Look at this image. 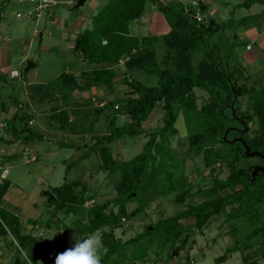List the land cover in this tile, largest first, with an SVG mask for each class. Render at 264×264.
I'll list each match as a JSON object with an SVG mask.
<instances>
[{"label": "trees", "instance_id": "obj_1", "mask_svg": "<svg viewBox=\"0 0 264 264\" xmlns=\"http://www.w3.org/2000/svg\"><path fill=\"white\" fill-rule=\"evenodd\" d=\"M147 3L154 5L162 14L168 30L159 35L132 36L128 25L144 14ZM254 3L263 4L264 0H246L237 7L248 8ZM186 6L182 3L163 5L158 0H106L91 17L90 28L77 34L72 45V52L93 66L81 71L77 77L73 74L60 76L65 99L73 91L91 88L103 87L112 92L117 76L114 67L123 61L122 83L129 91L126 98L107 103H123L128 122L117 126L115 120L110 119L108 133L102 136L93 134L90 137L93 144L78 159L81 161L96 152L99 164L95 172H119L115 195L102 203L93 201V205L85 209L86 201L94 200L95 196L90 185L80 178L64 180L61 185L52 187L47 195V206L52 211L46 225L60 222L61 218L57 217L60 213L63 218L74 216L73 225L84 236L98 231L108 249L102 264H134V257L126 260L127 248L154 236L161 238L164 244L170 245L171 251L178 254L185 249L190 237L189 233L183 234L182 220L192 219L194 227L202 231L212 218L222 213L225 216L223 222L229 224L235 239L230 251L256 246L258 255L264 258V172L253 176L248 167L240 164V160L245 158L242 143H229L233 139H241L251 152L264 155L263 81L254 80L247 84L248 77L238 67L233 54L238 45L230 42L224 34L230 23L219 25L211 17L206 18V23H197L191 10L185 12ZM199 6L202 13H207L205 2L199 0ZM250 18L234 21L236 27L244 25ZM77 79H80L79 83ZM195 89L206 92L209 97L200 107ZM244 97L247 106L241 111L237 102ZM158 104L164 113L162 126L145 132L147 141L139 154L127 161L115 158L109 144L124 137L141 135L144 132L142 123ZM104 110L105 107L101 106L93 111L94 119L87 130L91 131L94 120ZM179 113L183 116L188 135L185 157L201 155L210 178L205 200L196 204L185 202L190 183L181 174L175 176V170L182 169V161L176 159L169 147V139L176 134L175 122ZM53 115L59 119L60 129H74L68 125V112L60 111ZM253 120L257 121L258 130L252 137H248L247 131L227 130L234 123L243 129ZM84 130L80 132V138ZM22 132L24 136L16 138H22L25 143L43 139L29 127L25 126ZM225 132L226 140H223ZM59 146L80 147L71 142L60 143ZM69 168L67 166L66 170ZM224 168L226 176L220 178ZM8 188V179H0V203ZM170 195H173V204L183 206L181 211L158 219L127 240L122 241L115 236V230L122 228L124 221L143 214L150 203ZM131 203L136 207L128 210ZM37 222L29 221L32 225ZM4 225L15 236L20 249L25 250V256L17 258L14 264H37L52 250L44 239L23 232L18 216L0 206V235L3 236L7 234ZM67 231L68 227L63 226V233ZM224 258H216L215 262L220 263ZM241 264L259 263L244 260Z\"/></svg>", "mask_w": 264, "mask_h": 264}, {"label": "rangeland", "instance_id": "obj_2", "mask_svg": "<svg viewBox=\"0 0 264 264\" xmlns=\"http://www.w3.org/2000/svg\"><path fill=\"white\" fill-rule=\"evenodd\" d=\"M74 1H76L74 6L69 7L59 3L55 7L42 10L39 17L30 18L26 16V13L35 9L34 3L29 0H0V171H7L4 179L7 178L9 181V188L0 206L18 216L23 232L31 233L35 238H42L52 246V250L40 258L37 264H55L56 254L73 245L74 242L71 240L73 233L81 234L78 227L73 225L74 216L68 215L63 218L59 213L57 217L61 218L60 222H49V226L46 225L52 211V208L47 206V195L51 188L61 185L64 180L80 178L83 183L90 185L95 196L94 200L86 201V206L84 204V208L87 209L93 205V201L102 203L112 198L116 193L115 186L120 177L119 172L112 174L95 172L96 165L99 164V156L96 152L92 154V157L78 161L77 157L84 152L83 150L61 148L57 143L58 140H66V138L72 140V138L67 133L55 130L60 129L61 123L53 114L65 108L70 120L68 125L80 130L86 129L93 121V111L104 106L105 110L92 124V131L96 136L108 133L112 118L117 126L128 122L123 112V103L113 105L107 103L126 98L129 91L122 83L124 71L122 64H119L117 68L116 85L112 92L103 87L91 88L89 89L91 98L80 97L81 99L76 103L62 96L64 87L60 78L61 74L68 69L76 70L84 65L78 62V57L70 50L73 37L69 42L66 41L70 32L69 28L75 18L97 12L106 2V0H87L83 6L76 7L78 0ZM192 1L160 0L159 2L188 5ZM210 1V9L215 10L217 19L221 20L223 25L230 23L227 27L230 30L235 29V22L243 17H251L249 21L258 23L255 16L264 9V6L259 4H254L250 8L237 7L246 0ZM155 9L154 5L147 3L144 14H149V19L153 20L150 14L151 11L155 12ZM52 11L55 13V22L49 18L51 13L50 15L48 13ZM17 13H20L21 17H16ZM205 15L206 18H210L208 13ZM159 18L161 20L160 16ZM247 22L239 28L248 26ZM150 24L139 26V19H137L130 22L128 26L134 36H146L151 32ZM90 26L89 18L85 17V23L78 32ZM74 60H77L75 66ZM237 62L241 64V60ZM29 63L33 65L28 68ZM261 67L255 65L252 70L250 68L246 70L248 74L256 71L255 75L250 76L251 79L264 81V70H260ZM11 71H16L18 76L11 77ZM253 80H249L247 84L250 85ZM262 85L264 86V83ZM194 92L199 107L209 100L206 92L199 89H195ZM237 104L240 110L244 111L247 99L244 97ZM163 114L160 104L156 105L147 120L142 123L144 132L141 135L124 137L111 142L109 148L114 157L127 161L139 154L147 141L145 132L162 126ZM235 125L236 123L230 124L227 130L247 131L248 137H252L258 130L256 120L244 126L246 129H240ZM25 126L45 138L41 141L35 140L30 147L25 146L27 143L22 138H16L24 136L22 129ZM175 128L176 134L169 139V147L176 159L182 161V169L175 170V176L178 177L181 174L187 177L190 183L189 196L185 202L200 203L205 200V191L210 186L208 169L205 168L201 155L193 158L185 157L188 135L181 113L175 122ZM85 137L86 140H80V135L77 134L76 140H73L76 145L91 146L93 141L89 135ZM12 156L17 157L12 158ZM34 158L36 160L31 161ZM240 164L251 171L255 167L264 168L263 159L257 156L245 155V158L240 160ZM67 166H70L68 170H66ZM219 176L220 178L226 176L225 168ZM172 198L173 195H170L153 201L146 207L143 214L124 221L122 228L115 230V236L122 241L127 240L143 232L147 225L155 223L158 219L173 216L181 211L183 206L173 204ZM134 207L136 204L131 203L127 209L131 210ZM224 217L222 213L212 218L202 231L194 227L192 219L182 220L180 223L183 234L189 233L190 237L185 249L178 254L170 250L169 244H164L161 238L154 236L144 238L136 246L128 247L126 260H133L132 257H134V264H241L244 260L264 264V258L258 255L256 246L236 252L230 251L235 239L230 232L229 224L223 222ZM29 221L38 222L32 225ZM63 226L68 227L66 234L63 233ZM4 227L7 234L0 235V264H14L17 258L22 259L25 256V250L20 249L15 236L11 235L6 225ZM224 256L222 262H215L216 258Z\"/></svg>", "mask_w": 264, "mask_h": 264}, {"label": "crops", "instance_id": "obj_3", "mask_svg": "<svg viewBox=\"0 0 264 264\" xmlns=\"http://www.w3.org/2000/svg\"><path fill=\"white\" fill-rule=\"evenodd\" d=\"M202 1L205 2L206 5L208 6L207 13L210 15V17L215 19L219 23V25H222L223 22H221V20L217 19L218 16L215 15V10H211L210 9V2L211 1L210 0H208V1L207 0H202ZM86 2H87V0H84L83 4L81 6H83ZM168 4H173V3H168ZM254 4H259L261 6H264V3L263 4L254 3ZM254 4H252V5H254ZM163 5H166V4H163ZM250 7H248V8H250ZM156 10H157V8L155 9V12L151 11V14H150L151 18H153V20L149 19V16H148L149 14H143L140 18H138L139 19V26H141L142 24L144 25L146 23H149V24L152 23V24L149 25V30L151 32L148 35L163 34V33L167 32V30H168V25H167L164 17L162 16V14L158 10L157 11ZM50 13H51V15H50ZM95 13L84 14V15H81V17L75 18L74 21H73L72 26L69 28L70 32H69L68 38H66V41L69 42L71 37H73V40H74V38L76 37L77 34L81 33L85 29H89L90 27L89 28L87 27V28L83 29L82 31L80 30L78 32V29H81L83 27L84 23H85V17L89 18L90 24H91V17ZM48 14L50 15L49 18L51 19V21L55 22V18H54L55 13L52 11V12H49ZM159 16L161 17V20H160ZM258 16H260V18H258ZM255 17L258 20V23H254L252 21H249V22H247L248 26H244V27L242 26L241 28L237 27L235 29L232 28L231 30L229 28H227L226 29L227 31L225 32L226 33L225 35L229 39V41L237 43V45H238L233 50V54H234L235 59H237V61L241 60V64L238 63V67L242 70L243 74L248 77L247 82L249 80H253V79L250 78V76L252 77L253 75L256 74V71L248 74L247 73V71H248L247 69L250 68L252 70V68H254L255 65H258L259 67L262 66L260 68V70L261 69L264 70V9L259 14H257ZM229 21H231V20L229 19ZM128 30H129V34L134 36L132 34V32L130 31L129 26H128ZM159 30H160V32H158ZM141 36H143V35H139V36L137 35L135 37H141ZM72 45L70 46V50L71 51H72ZM241 45H243V47ZM246 45H251V49L250 50H246V48H245ZM240 49H242V50H240ZM76 61L74 60V66L77 64ZM79 61L84 64L83 67L81 66V67L77 68L76 70L68 69L67 71H64L63 74H73L75 77H77L81 71L88 70V69H90L93 66V65L87 64L86 62H84V61H82L81 59L78 58V62ZM119 64H122V68L124 69L123 61H119V63L114 67V69L116 71V74H117V68H118ZM115 79H114V82H116ZM77 82L79 83L80 79H77ZM263 83H264V81H263ZM90 94H91V90L73 91L69 95V97H67V98L70 100V102L76 103V102H79V100L81 99L80 97H82V98L86 97L87 99L91 98ZM106 99L110 100L108 97H106ZM60 111H65V108H62L61 110H59V112ZM55 130H57V131L59 130L60 132L67 133V134L70 135V138H72V140H68V138H66V140H58V142H57L58 145L60 143H70V142L74 143L76 145V142L74 141V140H76L75 137L77 136V134L80 135V132L83 131V129H80V130H77V129H55ZM84 132H85L84 135L81 138H79L80 140H86L85 136L89 135V137H91L93 135L92 129H91V131L85 129ZM30 144H32V143H27V144H25V146H29L30 147ZM80 146H82V147H79L77 149L83 150L84 152L88 151V148H89L88 145H83L82 144ZM84 152H82L77 157V159H79ZM92 154L93 153H90L83 160L92 157ZM35 160H36V158H34L31 161H35ZM27 162H29V160Z\"/></svg>", "mask_w": 264, "mask_h": 264}, {"label": "clouds", "instance_id": "obj_4", "mask_svg": "<svg viewBox=\"0 0 264 264\" xmlns=\"http://www.w3.org/2000/svg\"><path fill=\"white\" fill-rule=\"evenodd\" d=\"M73 245L55 256V264H102L108 249L99 232L84 236L73 233Z\"/></svg>", "mask_w": 264, "mask_h": 264}, {"label": "built area", "instance_id": "obj_5", "mask_svg": "<svg viewBox=\"0 0 264 264\" xmlns=\"http://www.w3.org/2000/svg\"><path fill=\"white\" fill-rule=\"evenodd\" d=\"M30 2L35 4V9L30 10L26 13L27 17L30 18H37L40 15V12L42 10H47L51 7L57 6L59 3H63L64 5H67L69 7L74 6L76 4V1L74 0H64L62 2L58 0H29ZM189 10L192 11V18L197 22V23H206V15L205 13L201 12L200 6H199V0H193L188 6L185 7V12H189ZM16 17H21L20 13L16 14ZM246 50L251 49V45H246ZM11 77H16L18 76V73L16 71H11L10 72ZM6 170L2 171L0 174V179H4V174H6ZM86 206V204H85ZM89 206V205H88Z\"/></svg>", "mask_w": 264, "mask_h": 264}, {"label": "water", "instance_id": "obj_6", "mask_svg": "<svg viewBox=\"0 0 264 264\" xmlns=\"http://www.w3.org/2000/svg\"><path fill=\"white\" fill-rule=\"evenodd\" d=\"M83 2H84V0H79L77 2L76 7L81 6L83 4ZM31 66H32V63H29L28 68L31 67ZM244 129H246V128H244ZM223 140H226V132L223 135ZM236 141L242 143V145L245 148V153L244 154L247 157L257 156V157H260L261 159H263V161H264V155L260 154L259 152H251L250 151V148L241 139L236 138V139H233L232 141H230L229 143H233V142H236ZM257 172H264V168H262V167H260V168L259 167H255L254 170L252 171L253 176H255L257 174Z\"/></svg>", "mask_w": 264, "mask_h": 264}]
</instances>
